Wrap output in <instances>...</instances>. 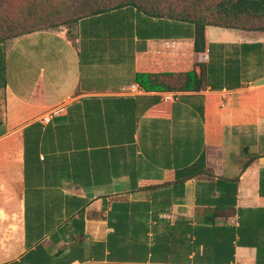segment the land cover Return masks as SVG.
Segmentation results:
<instances>
[{"label":"crops","instance_id":"obj_1","mask_svg":"<svg viewBox=\"0 0 264 264\" xmlns=\"http://www.w3.org/2000/svg\"><path fill=\"white\" fill-rule=\"evenodd\" d=\"M194 32L125 7L0 44V264H264V34Z\"/></svg>","mask_w":264,"mask_h":264},{"label":"trees","instance_id":"obj_2","mask_svg":"<svg viewBox=\"0 0 264 264\" xmlns=\"http://www.w3.org/2000/svg\"><path fill=\"white\" fill-rule=\"evenodd\" d=\"M7 0H0V44L28 34L40 31L34 28L28 29L31 25L15 23L8 14L4 12V5ZM78 0L76 8L78 14L69 20L68 25L73 27L79 20L88 18L125 7H132L145 16L156 19H170L179 22H187L194 25L195 53H203L205 47V28L221 27L235 29L247 21L264 20V0H220L201 10L192 0ZM39 22L36 25H40ZM69 38L74 39V32H67ZM198 65L199 64H195ZM200 73L194 70L187 73H140L136 74V84L145 92H198L204 86L205 73L202 66ZM196 173L193 177L201 175Z\"/></svg>","mask_w":264,"mask_h":264},{"label":"rangeland","instance_id":"obj_3","mask_svg":"<svg viewBox=\"0 0 264 264\" xmlns=\"http://www.w3.org/2000/svg\"><path fill=\"white\" fill-rule=\"evenodd\" d=\"M78 0H7L4 12L17 24L27 23L32 30H66L74 32L75 26L68 25L69 20L78 14L76 3ZM201 10L215 5L220 0H192ZM189 5V0L187 1ZM40 25H36L38 23ZM237 30L249 34H264V20L244 22ZM20 253V249L18 251Z\"/></svg>","mask_w":264,"mask_h":264},{"label":"built area","instance_id":"obj_4","mask_svg":"<svg viewBox=\"0 0 264 264\" xmlns=\"http://www.w3.org/2000/svg\"><path fill=\"white\" fill-rule=\"evenodd\" d=\"M128 93L131 95H140V94L145 93V91L139 85H137L135 83L129 87ZM163 99L165 101H171V100H173V94L172 93H164Z\"/></svg>","mask_w":264,"mask_h":264}]
</instances>
